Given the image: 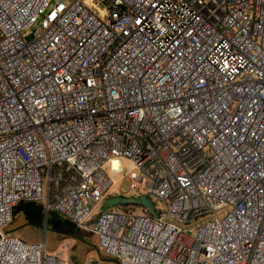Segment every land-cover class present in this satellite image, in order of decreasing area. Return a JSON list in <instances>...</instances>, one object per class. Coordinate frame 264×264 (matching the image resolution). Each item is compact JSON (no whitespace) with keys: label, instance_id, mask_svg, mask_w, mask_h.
I'll return each mask as SVG.
<instances>
[{"label":"built area","instance_id":"built-area-1","mask_svg":"<svg viewBox=\"0 0 264 264\" xmlns=\"http://www.w3.org/2000/svg\"><path fill=\"white\" fill-rule=\"evenodd\" d=\"M125 180L157 215L98 210ZM20 201L81 264H264V0H0V264H74L5 231Z\"/></svg>","mask_w":264,"mask_h":264},{"label":"rangeland","instance_id":"rangeland-1","mask_svg":"<svg viewBox=\"0 0 264 264\" xmlns=\"http://www.w3.org/2000/svg\"><path fill=\"white\" fill-rule=\"evenodd\" d=\"M90 2V0H85ZM110 164L106 165V172L109 173ZM120 165L116 162L114 163V170H120ZM128 166L124 165V170H127ZM129 188V181L125 180L122 184L121 189L116 186L112 189L111 194L113 196H118L121 192H126ZM103 205L98 208L102 210ZM134 211L140 212V208H134ZM13 221L5 228V231H14L16 234L20 235L27 241H39L45 240L47 244L48 251H63L64 255L71 263L81 264L86 258L93 257L99 258L102 255L98 251L97 247V237L88 231H83V236L85 241H80L78 239H72L71 237H65L57 235V233L47 230V228H34V227H23L22 223L24 218L20 213L13 214ZM21 224V227L19 225ZM69 244V246H67Z\"/></svg>","mask_w":264,"mask_h":264},{"label":"trees","instance_id":"trees-1","mask_svg":"<svg viewBox=\"0 0 264 264\" xmlns=\"http://www.w3.org/2000/svg\"><path fill=\"white\" fill-rule=\"evenodd\" d=\"M14 214L20 213L24 218L23 227L31 226L42 228L47 225V230H51L57 235L71 237L80 241H85L83 230L74 222L63 217L56 211H50L46 216L43 205L34 201H20L14 207Z\"/></svg>","mask_w":264,"mask_h":264},{"label":"water","instance_id":"water-1","mask_svg":"<svg viewBox=\"0 0 264 264\" xmlns=\"http://www.w3.org/2000/svg\"><path fill=\"white\" fill-rule=\"evenodd\" d=\"M118 205H140L147 207L153 215H157L155 209V203L147 195H142L139 197H124V196H114L108 198L103 204V210L108 208L118 206ZM47 227L46 225L44 226Z\"/></svg>","mask_w":264,"mask_h":264},{"label":"bare ground","instance_id":"bare-ground-1","mask_svg":"<svg viewBox=\"0 0 264 264\" xmlns=\"http://www.w3.org/2000/svg\"><path fill=\"white\" fill-rule=\"evenodd\" d=\"M115 162H116L117 164H119V162H118L117 160H114V161H113V168H114V163H115Z\"/></svg>","mask_w":264,"mask_h":264},{"label":"clouds","instance_id":"clouds-1","mask_svg":"<svg viewBox=\"0 0 264 264\" xmlns=\"http://www.w3.org/2000/svg\"><path fill=\"white\" fill-rule=\"evenodd\" d=\"M114 197V196H113ZM152 200V199H151ZM14 214V212H13ZM14 216V215H13ZM13 221V220H12ZM45 225H46V222H45ZM47 226V225H46ZM47 228V227H46ZM6 232H14V231H6ZM15 233V232H14Z\"/></svg>","mask_w":264,"mask_h":264},{"label":"crops","instance_id":"crops-1","mask_svg":"<svg viewBox=\"0 0 264 264\" xmlns=\"http://www.w3.org/2000/svg\"><path fill=\"white\" fill-rule=\"evenodd\" d=\"M23 224V223H22ZM19 227H21V224L19 225ZM24 227H31V226H24ZM24 227H21L22 229H24Z\"/></svg>","mask_w":264,"mask_h":264}]
</instances>
